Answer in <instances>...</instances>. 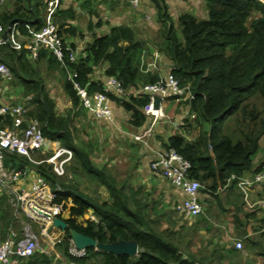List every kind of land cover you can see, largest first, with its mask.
I'll return each instance as SVG.
<instances>
[{
    "label": "trees",
    "instance_id": "1",
    "mask_svg": "<svg viewBox=\"0 0 264 264\" xmlns=\"http://www.w3.org/2000/svg\"><path fill=\"white\" fill-rule=\"evenodd\" d=\"M152 1L161 23L158 47L172 62L168 72H172L181 85L190 84L194 92L190 112L195 114L193 120L199 125L196 138L173 133L165 142V148H175L190 160L189 176L202 184L200 192L218 199L221 190H227L226 197L233 202L231 211L239 228L241 214L249 218L253 212L248 214L243 209L240 198L246 199L238 181L244 175L253 176L264 170V162L256 165L253 161L264 135V0H205L207 16L199 17L183 11L177 16V25L167 0ZM15 2L20 4L12 10L0 11V22L5 30L16 27L25 34L28 25L35 29L42 26L46 3L42 0ZM59 13L66 16L60 8L55 21ZM93 26L90 22L89 28ZM59 29L60 34L62 29L75 33L72 28ZM142 45L130 25L110 26L105 32L93 33L85 48L87 54H80L74 61L67 60V65L75 70V80L87 86L89 91L103 90L102 82L92 78L95 68L103 64H106L105 77L117 76L128 89L138 87L143 82H154L159 78L157 73L140 72L139 50ZM42 58L47 59L49 70L61 66V62L47 50H41L38 57L32 59L26 48L17 50L8 43L0 45V60L20 80L24 94L31 95L28 116L38 119L45 137L73 150L71 160L65 164L67 174H57L52 164L44 160L49 156L45 153L36 156L38 162L30 161L25 155H8L6 164L9 165L11 157L19 155L21 161L45 177L55 193L54 203L62 206L59 216L68 227L100 242L135 240L140 251L132 256L88 247L86 255L73 256L69 252L71 237L68 229L62 232V240L56 243L58 249L76 264H209L204 256L189 249L191 242L184 244L186 238L180 230L181 227L188 229L186 222L185 226L181 222L175 227L162 223L161 215L152 216L150 212L155 204L146 196L145 187L131 184L128 177L116 179L106 164L99 167L93 162L89 144L76 143L73 114L56 112V100L46 87L38 65H41ZM63 86L70 97L71 108L78 111L82 106L72 80L65 77ZM111 96L130 112L129 122L138 127L137 132L148 125L150 119L143 108L149 102V94H130L125 98ZM168 98L175 100L174 97ZM256 98L261 99L263 107L253 101ZM182 102L188 104V101ZM231 120L234 125L228 124ZM11 122L8 116L0 119V126ZM69 172L86 174L97 185H104L111 199L100 201L87 194L69 177ZM7 195L3 191L0 194V210L5 206L8 208L10 198ZM90 211L97 220L87 216ZM7 216L0 214V241L8 235L11 219ZM23 218L25 222L31 221L25 214ZM15 226L20 229L23 225L19 222ZM52 261V256L36 250L24 263L49 264Z\"/></svg>",
    "mask_w": 264,
    "mask_h": 264
},
{
    "label": "built area",
    "instance_id": "2",
    "mask_svg": "<svg viewBox=\"0 0 264 264\" xmlns=\"http://www.w3.org/2000/svg\"><path fill=\"white\" fill-rule=\"evenodd\" d=\"M132 2L136 5L139 0H132ZM60 4L61 0H46L44 23L38 29L28 25V32L25 34L16 27H9L5 30L4 25L0 22V45L8 43L17 50L26 48L32 59H36L41 50H47L53 54L66 67L67 78L72 80L79 94L81 106L95 118L106 122L114 123L116 120L115 100L111 94L121 98L127 97L128 94H149V102L143 110L150 122L141 132L132 134L136 140L145 143L154 125L161 118L167 116L163 109V102L168 97H174L176 101H188L190 106V102L194 98L190 84L181 85L179 79L172 72L165 74L161 72L162 52L159 49H154L151 54L142 56L139 61L140 72L159 75V78L154 82H143L138 87L132 86L128 89L117 76L109 75L101 80L103 90L89 91L87 86L80 85L75 80V70L68 67L67 60H76L80 53L85 56L87 54L86 47H80L81 50L78 51L63 40L59 32V25L55 21V14ZM6 31L7 37L4 36ZM0 77L6 81L14 77L9 66L1 60ZM154 94H159L161 97L159 107L154 106ZM27 103L28 101L18 103L0 101V119L10 116L12 120L10 125L0 126V191L8 193L10 201L19 206L17 208H22L28 217L40 224L46 232L51 227V219L42 216L36 210L48 211L51 216L59 215L62 210V206L53 201L55 193L49 182L36 172L29 189L20 191L17 186L23 176L28 173L29 167L25 171H16L5 162L6 157L13 154L25 155L30 161L38 162L34 153L48 148L49 140L43 135L38 119L27 114L29 110ZM187 112L193 118L195 117V114L190 110ZM72 156V149L60 146L44 160L52 164L57 174L65 175L67 174L65 164ZM150 167L154 173L165 177L185 194V198L175 204L178 212L189 216H198L204 211L200 196L202 184L196 178L189 176L191 162L187 157L175 148H167L157 153L151 160ZM69 177H72L70 172ZM263 182L264 170L253 176L250 174L242 176L238 181V186L245 195L246 190ZM248 202L250 203V201ZM261 203L264 204V200H261ZM90 217L97 220L95 214H91ZM30 227V224L23 225L22 235L12 228L8 230L6 238L0 241V264H13L14 257L26 259L36 252L39 247V238ZM52 242L54 244L56 240L54 239ZM236 246L242 248V241H236ZM69 252L73 256L80 257L87 254V248L78 249L71 240Z\"/></svg>",
    "mask_w": 264,
    "mask_h": 264
},
{
    "label": "crops",
    "instance_id": "3",
    "mask_svg": "<svg viewBox=\"0 0 264 264\" xmlns=\"http://www.w3.org/2000/svg\"><path fill=\"white\" fill-rule=\"evenodd\" d=\"M44 3H46V0H42ZM185 1V3H184ZM15 5L20 4L16 3L15 0H13ZM169 4L170 11L172 15L174 16V10L171 9V5H174L176 12L179 11V14L183 11H189L193 14H196L194 12V8H201L203 15L200 17H204L207 13L205 11V0H199L197 2L196 0H167ZM130 3V4H129ZM198 3V4H197ZM202 3V4H200ZM25 5V3H23ZM46 5V4H45ZM62 9L64 12H66V16L63 13H59L56 17L57 24L59 25V28H72L73 32L70 33L66 32L64 29L62 34H60L64 41L68 43H74L75 45H78L80 47H83L84 39H79V35L84 36L85 40L90 41L91 38H93V33H102L107 31L110 26L114 25H120V24H127L133 27V29L136 32V35L138 39H140L143 42V45L141 49L139 50V61L140 57L144 55H149L154 49H159L158 45L154 44V34H157V38L160 35L161 30V23L157 18H155V21H147L146 17L151 15L154 12L156 7L154 6L153 1L151 0H139V3L134 5L132 0H61L60 7L58 9ZM175 12V13H176ZM43 13H45V6ZM197 15V14H196ZM158 16V15H157ZM198 16V15H197ZM45 17V15H44ZM175 18V17H174ZM101 22L100 24H97V22ZM92 22L94 24V27L90 30L86 29V25H89V23ZM63 25L60 27V25ZM98 25V26H97ZM153 29L157 32H153ZM159 32V33H158ZM90 38V39H89ZM92 40V39H91ZM157 42V41H156ZM88 44V43H87ZM161 51V50H160ZM161 58H160V69L163 74L167 73L172 66V62L170 59L161 51ZM42 66H47V59L42 58L40 60ZM106 64H103V73L105 70ZM55 70V69H54ZM142 73V72H141ZM144 74V73H143ZM99 81L103 80L105 78L102 76L101 78H95ZM24 94V89L22 85H18L16 87L6 88L3 86L1 88L0 86V101L2 102H10V103H17L15 100L11 99H17L20 95V93ZM28 96V95H27ZM117 102L115 101V108H117ZM172 104V105H171ZM163 109L166 112V117L161 118L158 123H156L152 129L151 134L147 137V141L142 142L139 140L134 139L133 133H136L138 131V127H133V130L131 133H128V136L126 132L123 131V129L119 126L118 129L122 131L123 133H126V135H123L124 138L131 137L135 143L140 144L142 146V150L146 149L149 151L150 156H152L151 159H153L158 152L165 150V142L168 141L169 137L173 133H181L185 135L187 138L194 139L197 137L195 136L189 137L187 126L188 121L191 122L193 120V117L188 114L187 110H190V106L182 101H176L170 98H167L163 102ZM119 110V109H118ZM91 114L90 112H88ZM94 117V116H93ZM95 118V117H94ZM96 119V118H95ZM100 120V119H99ZM187 120V121H186ZM149 124V122H148ZM129 131V132H130ZM195 131V130H192ZM120 133V132H119ZM48 147L50 143L56 142L51 139H49ZM151 140V142H150ZM45 152V151H42ZM147 157V156H146ZM140 164V162L135 163V167H137ZM151 168V167H150ZM36 174V171L32 169V167H29L28 173L23 176L21 181L19 182V185L17 188L20 191H27L30 187L31 180L33 178V175ZM142 177L145 178L144 183H149L151 180L152 182L155 181L154 189L158 186V190H161V193H155L158 194V198L160 203L164 206L166 210V206H171L172 204H175L185 198V194L182 190L172 185L169 180H167L165 177H163L160 174H154L147 170V173H143ZM150 186V185H148ZM151 188L149 187V190ZM236 193H240L237 188L235 189ZM152 191V190H151ZM2 191H0V194ZM227 190H221L220 197L216 199V197L209 195L207 192H200L201 200L203 201L204 211L195 217L189 216L187 214H184V216L187 218V225L188 229L190 230V224H194V228L198 230L200 237L201 244H204L203 250L204 258L209 264H250L252 261V255L250 251L247 248L246 242L248 236L251 234L250 229V222L248 217L245 218L244 215L241 214V226L238 228V224H236L234 220V212L231 211L233 202L231 199H228L226 197ZM8 194V193H7ZM237 194V195H238ZM9 195V194H8ZM10 198V196H9ZM111 197L104 199V200H110ZM244 203L245 206V200L242 196V199L240 198V201ZM102 201V200H101ZM245 209V207H243ZM22 212V208L20 209ZM27 215L25 213H21L20 216H16L14 214V211L10 213L11 222L9 223V228H12V224L16 222L22 223L25 222L23 219V215ZM28 216V215H27ZM23 228V226H22ZM22 228L18 230V234L22 235ZM56 228V227H55ZM54 228V229H55ZM59 231H55V233L59 232V235L57 234V239L55 243L60 242L62 240V232L63 230L60 228ZM50 231L53 229L50 227ZM56 230V229H55ZM264 231V228H263ZM263 233V232H262ZM187 234V233H186ZM232 234H235L234 237L229 240L230 236H233ZM250 237V236H249ZM190 237L188 236L184 244L187 245L189 242ZM236 240H240L243 243L242 248H238L236 246ZM54 243V244H55ZM219 244V247L216 249H213L216 244ZM195 244H200L199 241L195 240ZM56 245V244H55ZM216 250V251H210ZM37 250L44 251L48 255L53 257V261L55 264L58 259H64V261L67 259L66 256L56 248V246L50 244L46 245H40ZM218 257L214 255V253H217ZM25 259L14 257L13 264H25ZM36 264H43V263H36ZM61 264H64L62 262Z\"/></svg>",
    "mask_w": 264,
    "mask_h": 264
},
{
    "label": "rangeland",
    "instance_id": "4",
    "mask_svg": "<svg viewBox=\"0 0 264 264\" xmlns=\"http://www.w3.org/2000/svg\"><path fill=\"white\" fill-rule=\"evenodd\" d=\"M199 2V0H196ZM152 2V0H151ZM185 3V1H184ZM130 4V3H129ZM198 4V3H197ZM202 4V3H200ZM15 6V3L13 0H0V11L3 10H12ZM171 9L174 10V17L176 21V25L178 24L177 16L179 15V11L176 12V9L174 5H171ZM194 12L200 17L203 15V12L201 8H194ZM205 11H207V6L205 4ZM149 15V17H146L147 21H155V18H157V10ZM176 12V13H175ZM207 16V13L206 15ZM254 14L252 15V17ZM251 22V20H249ZM89 23V22H88ZM98 26V25H97ZM96 27V26H94ZM86 29L90 30L89 25H86ZM154 32H157L153 29ZM97 33V32H95ZM159 33V32H158ZM93 36V35H92ZM154 39L157 41H154V44L158 45L159 37L157 38V34H154ZM79 39H84L83 47L85 48L87 46V43L91 41L85 40L84 36L79 35ZM74 47L76 46V50L80 51V46L75 45L73 43ZM81 54V53H80ZM141 58V57H140ZM39 66H41L42 73L45 77V83L46 87L50 91V94L55 98L56 100V112L61 115H66L68 112H71L73 114V130H74V136L75 141L78 144H89L90 146L88 149L90 150V155L93 160V162L97 166H103L104 164L107 165V167L115 174L116 179L122 180L126 177L129 178V182L135 186H142L143 188H146V196H148L149 200L154 202L155 206L150 212L152 216L158 217L161 215L160 219L162 223H168L170 226L178 227L181 222H184V225H186L188 217L186 218L184 215L180 214L177 209L175 208V204H172L170 207L166 206V210L164 206L160 203L158 197V194L155 193H161V190H158V186L154 189L155 181H149V183H144L145 178L142 177L143 173H147V170L150 172V164H151V158L152 156L148 155L149 151L146 149L142 150V146L140 144L135 143L132 141L133 139L131 137L124 138L123 135H126V133H131L133 130V126L129 122L130 118V112L127 111L124 107L120 105L118 101L117 108H115V114H116V120L114 123L106 122L104 120L95 119L93 115L89 114L87 110H85L83 107H80L77 111V109H72V103L70 100V97L66 93L63 82L65 80V77H67L66 67L61 64V66H58L55 68V70H49L47 69V66H42L38 63ZM103 65L97 66L95 68V71L93 73V77L95 78H101L104 76L103 73ZM18 85H22L20 80L16 77H13L11 80L6 81L2 77H0V86L1 88H11L16 87ZM130 94H128L129 96ZM127 96V97H128ZM31 95H25L22 92L20 93L19 97L17 99H11L16 100L18 102H26L28 101L27 105L32 106V103L30 101ZM255 101L259 107H263L262 101L260 98H256ZM172 105V104H171ZM72 109V110H71ZM119 109V110H118ZM75 111V112H74ZM78 112V113H76ZM193 123V125H192ZM190 124V123H189ZM186 125L189 137L195 136L194 134L199 133V125H196V122L194 120L191 121V125ZM228 124L234 125V120H231ZM227 124V125H228ZM121 127L124 132L120 131L118 127ZM194 128L195 131H192ZM130 131V132H129ZM120 132V133H119ZM128 133L126 136H128ZM191 139V138H190ZM55 141V140H53ZM151 142V140H150ZM62 146L59 141L50 143L49 147L45 150H39L34 153V157L38 156L39 154H47L51 155L55 152V150ZM45 151V152H42ZM147 156V157H146ZM21 156L17 155V158H20ZM71 160V159H70ZM69 160V161H70ZM69 161L67 163H69ZM254 164H260L261 162H264V135L260 139V146L256 153L253 156ZM140 162V164L135 167V163ZM27 167H30V165H26ZM152 173H154L151 170ZM72 180L74 183L78 184L81 190L86 192L87 194L93 196L94 198L98 200H104L110 197L109 191L107 187L104 185H97L93 180H91L86 174L80 173L77 175H74L72 172ZM155 174V173H154ZM150 185V186H148ZM264 184H258L254 185L250 189L246 190L245 192V212L249 214V212H253V215L250 216L249 222H250V229L251 234L249 235L250 238L247 240L246 245L248 250L250 251L252 255L251 259L252 261L250 264H264V204L261 203V200H264ZM149 187L151 188L149 190ZM263 187V188H262ZM260 189V190H259ZM152 190V191H151ZM8 196V195H7ZM161 197V196H160ZM250 201V203L248 202ZM9 205L8 208L5 206L0 210V214H3L4 216H7V219L10 218V212L14 211V214L16 216H20L21 213H25V211L21 208H17L19 206L13 204L10 199H8ZM11 209V211H10ZM91 214H94L93 212L87 213V216H91ZM31 219V218H30ZM186 222V223H185ZM1 224V223H0ZM16 222L12 224V230L18 231L19 228L15 226ZM30 224V228L32 231L38 236L39 238V246L40 245H46V244H53V240L57 239V234L59 235V229L55 227H51L53 230H47L46 232L43 230L40 224L31 219L29 223L23 222V225ZM188 226V225H187ZM56 230H55V229ZM10 229V228H9ZM55 231H59L58 233H55ZM180 234H184L185 238L188 236L190 237L189 242L191 244H188L189 249L196 255L204 256L206 250H203L204 244H201L200 237L198 230L194 228V224H190V230H187L181 227ZM187 233V234H186ZM233 236L229 237V240H231L232 237L235 236V234H232ZM52 238V239H51ZM195 240L199 241L200 244H195ZM237 241V240H236ZM186 245V244H185ZM213 244V249H216L219 247V244L217 243ZM58 249V247L56 246ZM210 251H216L211 250ZM214 253L216 257H218V254ZM67 258V257H66ZM57 263L64 264H76L73 261H70L68 258L64 261V259H58ZM219 264V263H216Z\"/></svg>",
    "mask_w": 264,
    "mask_h": 264
},
{
    "label": "water",
    "instance_id": "5",
    "mask_svg": "<svg viewBox=\"0 0 264 264\" xmlns=\"http://www.w3.org/2000/svg\"><path fill=\"white\" fill-rule=\"evenodd\" d=\"M4 36L7 37V31L5 32ZM153 97H154V106L159 107L161 101L160 95L154 94ZM9 166L10 168L16 171L28 170L26 164L17 157L10 158ZM36 211L39 212L42 216L51 219V227L60 228L63 231H66L68 229L71 240L78 249L95 247L96 249L113 252L115 254H130L132 256L138 254L140 251L139 245L135 240L119 239L113 242H100L96 238L87 235L73 227H68V223L58 214H54L51 216V213L48 211H43V210H36Z\"/></svg>",
    "mask_w": 264,
    "mask_h": 264
}]
</instances>
